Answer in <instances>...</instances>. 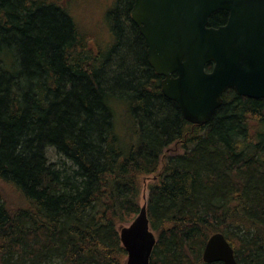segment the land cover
<instances>
[{
	"label": "trees",
	"instance_id": "trees-1",
	"mask_svg": "<svg viewBox=\"0 0 264 264\" xmlns=\"http://www.w3.org/2000/svg\"><path fill=\"white\" fill-rule=\"evenodd\" d=\"M77 1L0 0V264H125L119 231L147 179L151 264H205L216 233L238 264H264V100L229 90L208 125L186 122L148 62L135 0H115L101 32Z\"/></svg>",
	"mask_w": 264,
	"mask_h": 264
},
{
	"label": "water",
	"instance_id": "water-1",
	"mask_svg": "<svg viewBox=\"0 0 264 264\" xmlns=\"http://www.w3.org/2000/svg\"><path fill=\"white\" fill-rule=\"evenodd\" d=\"M219 11L229 14L227 23L210 27ZM131 16L150 66L163 79L164 97L178 105L186 122L208 125L229 90L264 100V0H135ZM119 233L125 264H151L157 238L146 203ZM202 260L238 264L222 233L209 238Z\"/></svg>",
	"mask_w": 264,
	"mask_h": 264
},
{
	"label": "rangeland",
	"instance_id": "rangeland-1",
	"mask_svg": "<svg viewBox=\"0 0 264 264\" xmlns=\"http://www.w3.org/2000/svg\"><path fill=\"white\" fill-rule=\"evenodd\" d=\"M114 1L115 0H78L74 4L73 12L76 16H80L86 25L101 32L104 29V24L106 23L104 13ZM103 38L106 39V36H103ZM114 107L116 108L115 105ZM119 110L122 112L121 114L124 118L122 121H119V123H116L117 133L122 137L125 147L130 148L135 141V135L131 136L130 134V126L128 125L130 118L126 114V111H122L121 109ZM120 133H122L123 136ZM47 158L49 160V164L55 165L58 169L63 170L64 167L69 168L71 166V163L66 158L58 155L55 150H50ZM149 182L150 179H147V181L144 182L140 202L141 206H143L147 201V184ZM58 262L59 261L56 260L53 264H58Z\"/></svg>",
	"mask_w": 264,
	"mask_h": 264
}]
</instances>
